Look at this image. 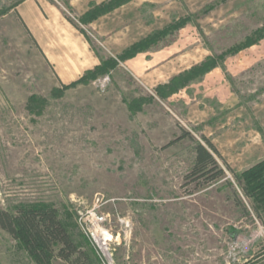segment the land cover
I'll return each instance as SVG.
<instances>
[{
  "label": "rangeland",
  "instance_id": "obj_1",
  "mask_svg": "<svg viewBox=\"0 0 264 264\" xmlns=\"http://www.w3.org/2000/svg\"><path fill=\"white\" fill-rule=\"evenodd\" d=\"M17 1L0 0V211L57 209L92 264L103 262L79 218L94 206L120 243L113 264H264V0H142L123 29L152 30L135 49L150 53L104 58L67 88ZM52 1L81 26L65 0ZM209 58L216 68L160 96V85ZM184 131L194 140H178ZM202 136L241 176L263 162L252 188L229 170L211 184L186 178ZM0 264H36L1 227Z\"/></svg>",
  "mask_w": 264,
  "mask_h": 264
},
{
  "label": "crops",
  "instance_id": "obj_2",
  "mask_svg": "<svg viewBox=\"0 0 264 264\" xmlns=\"http://www.w3.org/2000/svg\"><path fill=\"white\" fill-rule=\"evenodd\" d=\"M65 1L78 18L80 27L91 29L94 36L101 39V50L106 54L105 57L98 48H94L80 27L68 20L54 1L18 0L14 7L24 29L32 37L44 60L62 85L67 86L79 81L88 72L102 66L104 58L109 56L122 63L131 62L139 55L145 56L150 53L148 49L143 51L135 49L150 37L152 30L145 27L144 31L140 30L138 22L130 25L128 29H123L125 21L133 20L132 17L140 12L141 5L147 1ZM133 50L135 54L126 58ZM185 72L187 71L183 73ZM181 74L172 77L171 80ZM178 93L173 94L171 98Z\"/></svg>",
  "mask_w": 264,
  "mask_h": 264
},
{
  "label": "trees",
  "instance_id": "obj_3",
  "mask_svg": "<svg viewBox=\"0 0 264 264\" xmlns=\"http://www.w3.org/2000/svg\"><path fill=\"white\" fill-rule=\"evenodd\" d=\"M68 20L72 22L71 19L68 18ZM88 40L90 41L89 38ZM134 54L135 50L129 52L126 58ZM102 66L96 68L94 71L88 72L86 75L99 71ZM217 66L215 59L209 58L200 66H196L190 71L173 78L168 84L160 85L157 89L158 93L164 99L170 98L173 94L178 93L188 86L189 80L187 76L191 72L194 73L198 69L204 74ZM86 75L79 81L65 87L75 85L82 81ZM162 90L165 93L162 94ZM184 138L194 140L192 135L185 131L178 140ZM175 142L168 144V146ZM195 143L196 157L194 165L186 177L187 179L195 182L202 180L205 184H211L223 179L226 171L229 170L239 184L243 176L247 186L252 188L251 186H253L254 182L251 179L252 173L264 161L245 171L241 176L232 170L226 162L222 161L221 154L207 137L202 136V141H195ZM219 159L222 161V164H220ZM248 187L243 188V190L249 189ZM259 188L264 189V186H260ZM0 227L19 243L20 247L36 264H52L54 258H59L69 264H92L90 256L77 246L68 227L60 220L58 211L55 208H22L15 213L0 211Z\"/></svg>",
  "mask_w": 264,
  "mask_h": 264
},
{
  "label": "built area",
  "instance_id": "obj_4",
  "mask_svg": "<svg viewBox=\"0 0 264 264\" xmlns=\"http://www.w3.org/2000/svg\"><path fill=\"white\" fill-rule=\"evenodd\" d=\"M79 219L82 232L95 248L103 264H113L112 246L120 243L117 240L113 241L109 228L111 225L109 215L100 213L94 206L85 213H81Z\"/></svg>",
  "mask_w": 264,
  "mask_h": 264
}]
</instances>
